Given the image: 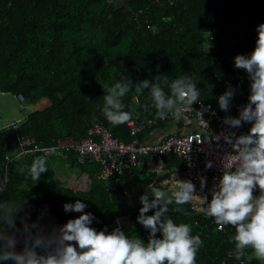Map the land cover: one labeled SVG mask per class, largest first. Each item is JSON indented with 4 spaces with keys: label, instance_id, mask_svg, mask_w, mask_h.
Returning <instances> with one entry per match:
<instances>
[{
    "label": "trees",
    "instance_id": "16d2710c",
    "mask_svg": "<svg viewBox=\"0 0 264 264\" xmlns=\"http://www.w3.org/2000/svg\"><path fill=\"white\" fill-rule=\"evenodd\" d=\"M260 23H264V0H0V91L21 93L27 103L47 101L44 107L30 109L17 127L0 128V167L22 137H33L38 145H64L80 140L93 119L114 136L129 140L127 123L114 127L102 111V85L129 78L134 83L156 82L159 75L170 94L165 78L170 84L191 76L198 80L201 101L220 112L218 97L230 83L237 88L230 112L238 116L239 107L248 101L250 82L244 70L234 67V57L252 52ZM123 103L125 111L140 117L156 115L148 89L137 93L133 87ZM165 124L159 121L156 126ZM152 127L137 137L144 139ZM42 155L34 151L7 164V187L0 200L20 204L28 196L59 191L71 203L80 199L87 205L84 211L95 216L91 226L97 231L114 216L126 215L123 231L145 243L149 233L136 219L140 196L150 191V184L170 194L173 176L184 170L175 153L165 152L159 157L161 173L135 166L110 187L109 181L95 177L97 162L88 159L79 165L88 186L72 190L53 179L51 167L33 185L27 168ZM53 155L59 156L47 155L50 166ZM60 157L77 164L71 151ZM151 214L152 210L147 213ZM169 215L177 224L191 225L192 235L201 236L197 264H261L249 255L251 249L242 261L236 260L231 240L235 229L216 231L190 203H173Z\"/></svg>",
    "mask_w": 264,
    "mask_h": 264
},
{
    "label": "clouds",
    "instance_id": "9594fccd",
    "mask_svg": "<svg viewBox=\"0 0 264 264\" xmlns=\"http://www.w3.org/2000/svg\"><path fill=\"white\" fill-rule=\"evenodd\" d=\"M256 31L258 35L252 52L234 57V67L244 70L250 82L248 101L239 107L238 117L226 115L223 118L229 129L242 128L246 123L251 127L247 133L237 135L235 131H229L222 136L236 154L235 162L223 170L212 189L211 201L205 198L207 207L202 211L214 220L216 231H223L226 226L235 229L231 240L236 260L242 261L246 251L251 249L255 258L264 264V23L258 24ZM160 79L157 75L156 82L144 79L134 83L129 78L112 86L102 85L105 91L102 111L107 121L115 127L132 119V112L124 110L123 98L133 87L137 93L149 90L156 118L160 120L171 117L180 121L186 109H193L194 103H202L198 80L183 75L169 84L165 78L163 83L170 88L169 94ZM236 92L237 88L229 83L219 95L218 104L222 111H229ZM20 102H25L24 98ZM212 114L215 115V112ZM34 151L41 149L37 147ZM206 167H212L211 161L206 163ZM47 171L49 163L45 153L32 161L27 175L35 185ZM178 182V189L170 194L150 184V191L140 196L142 207L136 219L149 233L146 243L142 238H129L119 226L111 232L97 231L91 226L95 216L84 211L87 205L80 199L63 205L65 212L81 214L62 225L42 222L43 212L37 219L31 220L27 202L18 204L14 200H0V262L197 264L198 252L203 247L201 236L192 235L191 225L177 224L169 215V206L173 203L183 206L193 200L196 186L191 180ZM205 186L206 177L201 176V190ZM6 187V179L0 178V194L5 192ZM257 188L260 192L258 196L254 195ZM150 210L153 214L147 215Z\"/></svg>",
    "mask_w": 264,
    "mask_h": 264
},
{
    "label": "built area",
    "instance_id": "2783aa9c",
    "mask_svg": "<svg viewBox=\"0 0 264 264\" xmlns=\"http://www.w3.org/2000/svg\"><path fill=\"white\" fill-rule=\"evenodd\" d=\"M256 41L257 35H253ZM16 98L23 100L21 93H17ZM209 105L211 106L209 109ZM193 109H186L182 117L181 132H166L159 138L151 141L140 140L137 133L146 128L154 127L157 123H167L172 118L160 120L154 116L140 117L133 113L132 119L127 122L131 138L127 141L114 136L111 131L99 120H92L86 129L84 136L75 142L64 145H38L33 137L24 136L21 138L17 149L4 155L3 170L0 169V178L7 181V164L17 160L25 155L34 153V149L39 147L42 153L47 155L54 153L64 155V152L71 151L74 154L76 165L65 167L71 177L69 181L59 174H52L53 179L60 184L67 185L69 188L84 190L88 186L85 172L79 168V165L85 164L86 160L92 159L97 162V169L94 172L95 177L101 181H109L110 187L125 173L128 169L144 165L147 172L161 173L162 163L159 160L160 155L172 151L183 164L184 170L196 186L194 197L202 198V203L196 205L190 202V208L198 212L207 219L209 226L217 227L214 220L204 215L202 209L207 207L205 198L208 202L212 198V189L210 184L216 185L223 174V170L231 167L235 162L236 154L232 152L231 147L226 144L222 138L229 131H235L237 135L248 132L250 124H244L239 129H229L223 123L226 115L238 117L231 113L230 109L226 113L221 112L208 102L194 103ZM215 112V115L212 113ZM22 119V118H21ZM21 119L4 122L0 117V128L17 127ZM211 161L212 167H206V163ZM67 163V162H66ZM52 168V167H51ZM206 177V186L203 190L200 188V177ZM169 181V180H168ZM179 182L169 183L170 191L177 190ZM259 189L254 191V195H259ZM193 197V198H194ZM128 216L117 215L110 222L105 224L101 230L111 232L110 227L115 225L124 230L128 224ZM207 226V227H209ZM2 264V263H0Z\"/></svg>",
    "mask_w": 264,
    "mask_h": 264
},
{
    "label": "water",
    "instance_id": "95a60500",
    "mask_svg": "<svg viewBox=\"0 0 264 264\" xmlns=\"http://www.w3.org/2000/svg\"><path fill=\"white\" fill-rule=\"evenodd\" d=\"M27 202V208L30 212L31 220L37 219V217L43 212L44 223H55L62 225L67 222L68 219L78 217L81 213L78 212H65L63 205L65 203H71L66 199L61 192L57 191L55 194L37 193L28 196L20 204Z\"/></svg>",
    "mask_w": 264,
    "mask_h": 264
},
{
    "label": "rangeland",
    "instance_id": "374dc122",
    "mask_svg": "<svg viewBox=\"0 0 264 264\" xmlns=\"http://www.w3.org/2000/svg\"><path fill=\"white\" fill-rule=\"evenodd\" d=\"M30 109H31L30 103L27 104V102H20L9 91H0V117L4 122H9L17 117L26 115ZM60 156L61 155L59 156L53 155V157H51L50 163H51L52 171L54 172V174L61 175L64 179L66 177L67 180L69 181L71 177L68 174V170L65 167V164H67L68 167H71L70 161L69 160L65 161V159ZM249 255H254L252 250L250 251Z\"/></svg>",
    "mask_w": 264,
    "mask_h": 264
},
{
    "label": "crops",
    "instance_id": "0c3cea01",
    "mask_svg": "<svg viewBox=\"0 0 264 264\" xmlns=\"http://www.w3.org/2000/svg\"><path fill=\"white\" fill-rule=\"evenodd\" d=\"M46 103H47L46 99H42L41 101L36 102V103H33L30 106H31V108H40V107H44L46 105ZM24 116L17 117L14 120L21 119ZM182 123H183L182 122V119L180 121H175V120L171 119L164 126L163 125H161V126H154L145 135L144 140H146V141L155 140V139L159 138L162 134H164L166 132L167 133L168 132H173V133L174 132L175 133L176 132H181L182 131V125H183ZM49 167H51V166L49 165ZM188 179H189L188 175L186 174L185 170H183L179 175L177 174V175L173 176V181L172 182L176 183L178 180H188ZM209 186L210 187H214L213 184H210ZM71 189L72 190H80V189H76V188L75 189L74 188H71ZM163 191H166V190H163ZM192 202H194L196 205H200L202 203V198L194 197L193 200H192Z\"/></svg>",
    "mask_w": 264,
    "mask_h": 264
}]
</instances>
